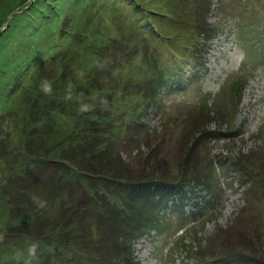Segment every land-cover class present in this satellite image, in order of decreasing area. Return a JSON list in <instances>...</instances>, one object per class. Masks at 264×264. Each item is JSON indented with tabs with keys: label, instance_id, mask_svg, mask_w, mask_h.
<instances>
[{
	"label": "rangeland",
	"instance_id": "374dc122",
	"mask_svg": "<svg viewBox=\"0 0 264 264\" xmlns=\"http://www.w3.org/2000/svg\"><path fill=\"white\" fill-rule=\"evenodd\" d=\"M262 29L264 0H0V108L24 85L17 113L0 117V264L30 219L65 231L64 244L39 241L45 264L118 263L117 241L132 264H264ZM203 114L214 133L199 142L190 129ZM96 144L122 159L123 181L99 153L102 177L76 167ZM31 145L77 163L39 167ZM179 178L175 204L178 186L155 183Z\"/></svg>",
	"mask_w": 264,
	"mask_h": 264
},
{
	"label": "trees",
	"instance_id": "16d2710c",
	"mask_svg": "<svg viewBox=\"0 0 264 264\" xmlns=\"http://www.w3.org/2000/svg\"><path fill=\"white\" fill-rule=\"evenodd\" d=\"M41 13H43V12H41ZM192 19H193L192 22H193V26H194L193 29L195 31H199L200 29L205 30V28L203 29V27L205 25V22H203V20L199 17V15L197 13L194 14V16H193ZM210 26H212V24H207L206 25L207 30H212V28ZM208 28H210V29H208ZM184 45H182V46H184ZM54 54H56V53H53V55L52 54L49 55L48 58L49 59H53ZM57 54H58V52H57ZM196 59H197V57H196ZM43 67H44V65H43ZM42 69H44V68H42V66H40L36 71L34 70L33 72L37 73V71L40 72ZM174 69H175V71H177V68L174 67ZM37 75L40 76V74H37ZM26 76H28V74ZM37 80H34L33 81V84L34 85L38 82ZM51 81H52V83L54 82L53 78H50V82ZM44 82H45V80H44V76H43L42 80L39 81L34 87H36V86L39 85L38 88H40V87H42V85H43ZM235 82H238L239 84L238 83H235L233 85V87H234L233 90L228 94V99L229 100H233V96L232 95H233V92L234 91H239V98H240L241 88H242V85L243 84H241L240 81H235ZM155 83L157 84L159 82L157 81ZM171 84H172V82H170V80H169V85H171ZM23 86L24 85H22L21 88H18L16 90V92H14L15 90L13 89L14 91H12L11 92V95H10L13 98H10L8 100H5L6 101V104L5 105L2 102V107L0 108V111L2 112V114L0 115V117H3L4 115H6L7 112L9 111V109L7 110L8 106L9 105L11 106L13 104H14L13 107H16V108L12 109L11 110V113H14V114L17 113V106H19V100H18V97H19L18 95L19 94L18 93H21L22 92V90L24 88ZM22 101H25L23 103H29V99H25L24 98V100H22ZM30 106H31V112H30V114H31V116H33V107H32L33 106V100L30 101ZM201 111H202V108L197 113H200ZM215 111L216 110L214 109V112ZM202 112L206 113L207 110L206 111H202ZM132 117H133V115L131 116V118ZM131 118H129L128 120H131ZM207 118H209V116L207 114H203L200 117H199V115L193 117L194 124L192 125V127L190 129L192 131V134H193V140L201 142L204 136L208 135L209 133H214L213 129H210V127H209L210 125L207 122H205V120ZM211 118L214 119L213 117H211ZM216 120L217 121L220 120V117H216ZM32 126H33V124H32ZM226 132L227 131L225 130L224 133H226ZM226 135L227 136L229 135L231 137L233 134H232V132H229ZM85 136H87V135H85ZM87 137L92 142V139H90L91 136L89 135ZM209 137L211 139H214V140H217L218 139V136L217 135H214V134H211ZM42 139L44 141L46 140V138H43V137H42ZM47 141H48V139H47ZM160 143H161V141L158 140L155 143V145H156L155 148H157L160 145ZM31 146H33V145H31ZM31 146L29 148L30 151L28 150V152L33 155V158L35 160H37V162H38L37 164H38L39 167H40V161L41 160H44L45 158H48V161L46 160L47 161L46 163H51V162L52 163H59V164H62L63 167H65L66 165H70V164H73V163L76 164L77 163L76 162L77 159L76 158H73V156L68 155L67 157H64V155H66V153L59 154L57 157H55V159H50V158H54L53 157V151L52 150H50V152L48 153L47 152V148L45 149L44 146H42V147H34V146L31 147ZM61 151H64V149L61 150ZM88 151L89 152H88V156L86 157V160L83 161L80 165L77 164V166H76L77 168L78 167L79 168L81 167L89 176H91V175L94 176L95 175L96 177H102L105 172H107L108 170H111V169H107V167L105 166V164H107V166L109 167V164L108 163H110L114 167V171H112V173L116 174L115 178H118L119 181H123V179H125L123 177V175H122L124 173L119 169L120 167H118V165L114 166L115 164H118L122 160V159L119 160V155L116 154V152L115 153L113 152L111 154H108V153L105 152L104 148H100L98 146V144H96L95 146H92L91 151H90V149ZM96 153H99V155L97 156V159H99L100 162H104L105 161V164H104L105 167H102V165H100V167H99L97 165L96 162H98V160L96 159V157H95V161L94 162L92 161L91 157L93 155L95 156ZM80 159H81V157H80ZM51 160H53V161H51ZM234 164L235 165L236 164L238 165L239 163H234ZM0 166L1 167L4 166V162L3 163L0 162ZM184 172H185L184 167H181L180 173L183 174ZM39 173L40 172H38V174ZM126 180H128V177H127ZM184 180H185V178H179L176 182L173 183L169 179H159V180H157V183H155V184H157L161 189H171L172 190V189H177L178 188V190H179L178 192L179 193L175 197L176 200H172L176 204V202L180 198H182V193L184 192L183 191V188H184L183 185H184V182H185ZM40 181H42V180L40 179ZM203 184H206L207 186H209V187H211L213 189L215 188V185L212 184V183H210L209 180L203 181ZM39 186L40 185H37V187H39ZM175 186H178V187L176 188ZM60 189L65 190L63 192H66V190H68V189H63L62 186L60 187ZM128 190H130V189H128ZM45 192L46 191L43 189V193H45ZM44 198H47V197H44ZM60 198H62V196H60ZM78 209H79V207H78ZM61 210L64 211V213L66 211L64 208H62ZM102 210H103V208H102ZM108 211L110 213L107 212L106 215L104 216V218L107 221H110L112 225H113V222H116L117 223V221H120L121 213H119V212H117L115 214L114 213H111L112 212V209H109ZM144 216L146 217V214ZM79 218H83V216L82 217H78V219ZM27 222H28L27 224H28V228H29L30 231L27 232V235H26L25 232H23V234H20V232H19V234H15L14 235V238L13 239L16 240V242H17L13 246L15 250L10 251L7 254V258H8V260L12 261V264H45V260L46 259H44V257L41 256L42 255L41 249L38 247L39 241L41 242V244L42 243H45V244L46 243H49V246H51L53 244L54 240L56 239L57 242L59 240L58 243L64 244L62 238L64 236L63 234H64L65 231H61L58 234L57 231H56L57 230V227H55L56 225L53 226L52 224H50V225L49 224L48 225L45 224L44 226H41V227L39 225H36V226H32L33 227L32 228L31 225L33 224V220L30 219ZM22 223H23L22 226H24L25 225V221L22 222ZM193 226L191 227L192 229H193ZM85 227H87L86 226V222H84V225H83V229H82L83 232H85ZM113 227H114V225H113ZM122 229H124V228H122ZM127 231H129L130 234L133 232V230L128 229V228H127V230L125 232H127ZM33 237L35 239V242L34 243H33ZM100 238L102 240L103 237H100ZM29 242H32V244H33L32 246H34V247L36 246L35 248L39 250V251H35V255H36V252L39 253V256L38 257H34V255H33V247H30ZM118 243H119V241H117V245H118ZM117 245H116V247L118 248V250L121 247V253L122 254L118 257V259H119L118 263H116L114 261V263H111V264H132V261H133L132 251L130 252L128 249H126L125 247H123L122 246V243H120V245H118V246ZM87 247L88 246L85 245V248L86 249H87ZM197 252L198 253L199 252H204V250L203 249H202V251L198 250ZM197 252H196V254H198ZM30 254H31V256H29ZM201 254H198V255H201ZM75 257H77V253H74L73 252V254L71 255L70 258L72 260V259H75ZM202 257H203V259H205V252L202 254ZM70 258L68 257V260H70ZM108 264H110V263H108Z\"/></svg>",
	"mask_w": 264,
	"mask_h": 264
}]
</instances>
